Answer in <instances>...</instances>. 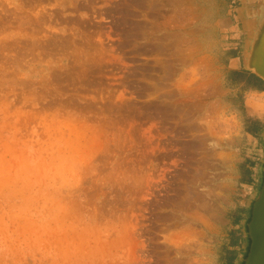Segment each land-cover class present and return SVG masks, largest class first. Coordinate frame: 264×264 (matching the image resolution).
I'll return each instance as SVG.
<instances>
[{
    "label": "rangeland",
    "instance_id": "374dc122",
    "mask_svg": "<svg viewBox=\"0 0 264 264\" xmlns=\"http://www.w3.org/2000/svg\"><path fill=\"white\" fill-rule=\"evenodd\" d=\"M235 6L0 0V264H224L234 248L243 264L264 169V95L247 98L262 130L243 132L246 58L264 5L239 20Z\"/></svg>",
    "mask_w": 264,
    "mask_h": 264
},
{
    "label": "crops",
    "instance_id": "0c3cea01",
    "mask_svg": "<svg viewBox=\"0 0 264 264\" xmlns=\"http://www.w3.org/2000/svg\"><path fill=\"white\" fill-rule=\"evenodd\" d=\"M236 2V9H232V14H235L237 16V19H241V13L237 12V9L244 7V9H246V13L254 15L256 12H258L257 10L259 9V6L262 7V5H264V0H242V6H239V2H241V0H235ZM243 9V8H242ZM230 13V12H229ZM231 14V13H230ZM252 18H254L252 16ZM227 20H230V17H223L220 19V22H224V27H229L230 24L227 23ZM251 20V19H250ZM247 22V20H246ZM231 68H235V65H230ZM264 95V91H250L247 93V95H245V101H244V106H245V112L246 115L249 117H252V122L253 123H258L260 125V129L263 128V117L259 114H255L251 112L249 102L247 101L248 99H252V98H257V96H262ZM254 100V99H253ZM253 102V101H252ZM253 107L256 106L255 104H257V108L261 106L260 101L258 99V102L256 101V103H253ZM252 122H248V125L246 126V130L244 129V135L246 136V144H250V138H254L258 136V133L260 131V129H258L256 131V134H251L250 132H248V129L251 128L252 126ZM262 130V129H261ZM254 151H258V150H254ZM251 150L249 149L248 152H246V178H243L242 182L246 185V188H253V186L255 185L256 181H257V174L255 173V169L253 168L254 164V159L251 157ZM254 157H255V153H253ZM251 192V190H250ZM250 192H248L246 190V203L245 202H240L238 204H235V209L234 212H232L230 215L226 216V222L227 224H230V228L232 229V233L233 232H237L238 230H241V221L245 218H247L248 216V212H249V197L248 195L250 194ZM236 234V233H235ZM238 234H242L241 232ZM241 237H239V241L241 242ZM235 249V248H234ZM237 252V251H236ZM238 254V253H237Z\"/></svg>",
    "mask_w": 264,
    "mask_h": 264
},
{
    "label": "water",
    "instance_id": "95a60500",
    "mask_svg": "<svg viewBox=\"0 0 264 264\" xmlns=\"http://www.w3.org/2000/svg\"><path fill=\"white\" fill-rule=\"evenodd\" d=\"M259 32L255 43L251 47L249 54L246 58L247 66L253 71L255 76L264 82V66L262 65V73H258L255 70L257 67L251 60V56L254 54H260V39L264 32V10L262 12V17L260 19ZM251 52V53H250ZM263 64H264V59ZM261 64V63H260ZM264 225V169H263V183L257 198L252 204L250 219L247 223V233L249 239V247L245 258L243 259V264H264V234L261 231V226Z\"/></svg>",
    "mask_w": 264,
    "mask_h": 264
},
{
    "label": "trees",
    "instance_id": "16d2710c",
    "mask_svg": "<svg viewBox=\"0 0 264 264\" xmlns=\"http://www.w3.org/2000/svg\"><path fill=\"white\" fill-rule=\"evenodd\" d=\"M234 0H220V11L216 18L222 17L226 11L233 5ZM227 58H235L236 57V50L231 49L227 51ZM229 75L233 77L236 81L240 77H244L245 72L243 71H229ZM247 83L249 84V88L252 90L263 91L264 90V82L255 76L252 73H249L247 76ZM260 129V125L258 123H253L251 128L248 129V132L251 134H256V131ZM239 237L235 234H232V240L230 241V246H236L238 244ZM236 250L225 249V263L224 264H232L233 261L236 259Z\"/></svg>",
    "mask_w": 264,
    "mask_h": 264
},
{
    "label": "bare ground",
    "instance_id": "6f19581e",
    "mask_svg": "<svg viewBox=\"0 0 264 264\" xmlns=\"http://www.w3.org/2000/svg\"><path fill=\"white\" fill-rule=\"evenodd\" d=\"M259 42H260V48H259L260 54H258V53L254 54L253 57L251 56V60L254 63V65L257 67V69L255 71L258 73H262L263 71H262L261 67H262V65L264 66L263 60H262V59H264V32H263V35L261 36V39ZM261 231L264 234V225L261 226Z\"/></svg>",
    "mask_w": 264,
    "mask_h": 264
}]
</instances>
